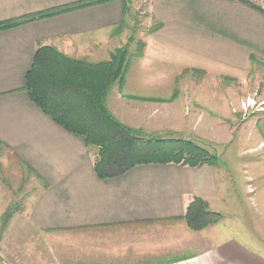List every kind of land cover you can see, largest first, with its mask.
<instances>
[{
  "label": "crops",
  "instance_id": "crops-1",
  "mask_svg": "<svg viewBox=\"0 0 264 264\" xmlns=\"http://www.w3.org/2000/svg\"><path fill=\"white\" fill-rule=\"evenodd\" d=\"M86 1L0 0V23ZM130 5L124 13L121 0H112L0 32V146L35 179L21 215L43 237L36 241L35 256L28 246L19 255L14 252L12 243H33L27 236L0 235V264H264V157H239L234 173L224 166L141 165L101 180L93 171L95 149L29 100L24 78L39 47L51 46L90 63L106 61L122 46L132 18ZM142 5L154 28L144 40L142 61L206 66L191 62L194 56L230 70L229 77L242 87L212 94L177 92L173 98L180 116L209 104L219 111L225 106L234 115L236 100L256 89L252 73L264 68V15L240 0H144ZM121 23L126 26L115 34ZM148 79L142 83L149 91L131 93L124 76L123 86L111 88L106 103L123 125L153 133L158 125L177 122L179 115L173 111L175 102L151 92L155 78ZM193 99L202 102L193 105ZM208 99L218 101L208 104ZM244 141V152L263 149L258 150L261 139ZM3 194L0 189V224L10 204ZM195 198L212 212L234 213L228 237L209 232L216 225L198 232L187 227L183 216ZM13 221L11 217L6 226Z\"/></svg>",
  "mask_w": 264,
  "mask_h": 264
},
{
  "label": "trees",
  "instance_id": "trees-1",
  "mask_svg": "<svg viewBox=\"0 0 264 264\" xmlns=\"http://www.w3.org/2000/svg\"><path fill=\"white\" fill-rule=\"evenodd\" d=\"M112 0H89L28 16L20 21L0 23V32L37 19ZM131 0H121L124 13ZM264 15V11L254 8ZM125 23H121L115 34ZM154 28L149 30L152 33ZM144 44L132 56L141 57ZM128 46L116 49L106 61L90 63L70 58L51 46L39 47L25 74L24 90L31 103L56 125L95 149L93 171L98 179L124 175L141 165H181L189 168L218 167L219 158L198 144L184 139H162L144 135L120 123L107 108L112 86L120 88L129 63ZM9 217L7 214L5 215ZM222 219L199 198L189 204L183 220L194 232L215 225Z\"/></svg>",
  "mask_w": 264,
  "mask_h": 264
},
{
  "label": "rangeland",
  "instance_id": "rangeland-1",
  "mask_svg": "<svg viewBox=\"0 0 264 264\" xmlns=\"http://www.w3.org/2000/svg\"><path fill=\"white\" fill-rule=\"evenodd\" d=\"M132 1L134 2L132 3L133 6L130 7L132 10V18L130 21H127V26L124 25L128 29L123 36L124 41H122V46L118 48L121 49L128 46L130 58L138 51L139 43L144 44V40L149 34V30L153 28L152 23L149 22V19L143 14L144 12L141 9L144 0H131L129 5ZM163 53L164 52L161 50L162 57L165 56ZM141 58L142 56L137 58L132 56L129 63L125 75L126 80L128 81L126 84V86L128 85V91L131 93L137 91H149V89L143 88V86H147V83L144 84L142 82L144 80L148 82L149 77L155 78V82H152L154 80L151 79V84H149L155 86V89L152 88L151 92H154L155 90L158 96L167 97L168 99H166V101L175 102L174 109L177 110L173 111L176 113V116L179 115V118L176 120L177 122H173L172 124L156 126V130L153 133H148L147 130L144 131L143 129L135 130H140L144 135L156 136L162 139L190 140L205 148L208 152L215 154L220 160L219 167L224 166L225 170L231 169L232 173L238 171V162L242 161L241 159H238L239 157L248 159L257 158L258 160L261 157H264V142L258 146V150L263 148L262 150L253 153L244 152V140L251 141L250 143H255V141L259 139L264 141L263 67H258V70L252 73L253 89H256L249 93V95L240 96L239 100H236L234 105L236 109H232L234 115L227 113L226 110L223 109L225 106L222 105L220 106L219 111L216 106L209 104L212 101L217 102L218 100L208 99L205 100V102L209 104L206 109L199 110L201 111L199 112L197 111L198 108L195 107L190 109L191 112H189V114H185L187 111L186 109L184 115L182 113L180 116L179 102L173 98L177 92H188L194 95L199 93L212 94L214 92H228L229 90H232L234 86L237 88L242 87H240L238 83L236 84L234 79L229 77L230 70L224 68L218 69L211 63L200 61L194 56L189 58L191 62L198 64L205 63L206 66L201 68L197 65L187 67L184 66V64L181 66L175 61L157 62L152 60L150 62L149 59L142 61ZM221 73H223V76H220ZM117 84L118 82L113 85L114 87L112 86V89H114ZM247 98L255 99L258 108L250 110L248 113H244L240 108V103L246 101ZM196 102H202V100H192L193 105H196ZM214 107L215 110H213ZM214 111H217V114L214 113ZM218 112H221V114L218 115ZM168 114L169 116L171 115L170 112ZM169 116L167 115L168 118H166H171ZM229 119L231 120L230 122ZM151 129L154 130V128ZM34 180L35 179L30 176L29 171L20 164L18 160L6 150V148L0 146V189L6 194H3L2 196L6 197L10 203L1 217L0 235L27 236L26 238L33 241V243L28 244L25 242L21 244L20 242L12 243L16 255H19L20 251L25 252V246H28L29 253L33 255L35 253L36 256V251H38L36 249V241H43L41 233L28 226L21 215L24 199L35 189ZM215 213L220 214L222 219L216 223V227L209 230V232H215L222 237H228L236 216H234V213H230L228 209L216 211ZM6 214L9 217L5 216ZM11 217L15 220L13 221V225L6 226ZM250 233H253L252 229H250ZM205 244L206 247L210 244L208 237L205 239Z\"/></svg>",
  "mask_w": 264,
  "mask_h": 264
},
{
  "label": "built area",
  "instance_id": "built-area-1",
  "mask_svg": "<svg viewBox=\"0 0 264 264\" xmlns=\"http://www.w3.org/2000/svg\"><path fill=\"white\" fill-rule=\"evenodd\" d=\"M253 8L260 9L264 11V0H240ZM240 108L244 113H248L250 110H255L258 108L256 100L253 98H247L246 101L240 103Z\"/></svg>",
  "mask_w": 264,
  "mask_h": 264
}]
</instances>
